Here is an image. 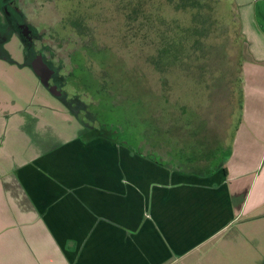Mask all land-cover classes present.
<instances>
[{
    "label": "rangeland",
    "instance_id": "374dc122",
    "mask_svg": "<svg viewBox=\"0 0 264 264\" xmlns=\"http://www.w3.org/2000/svg\"><path fill=\"white\" fill-rule=\"evenodd\" d=\"M25 1L28 19L53 34L46 42L63 72L74 76L69 91L80 95L95 119L89 134L153 141L160 155L167 142L170 158L175 145L187 143L192 155L188 144L196 137L219 132L223 146L235 136L244 141L230 154L217 148L212 159H226L230 177L240 175L232 187L264 173V60L245 55L240 0ZM12 51L17 58V48ZM1 110L8 111L0 114L1 181L15 162L85 133L28 67L2 60ZM196 151L185 167L203 166ZM247 212L218 253L220 261L226 256L222 263L238 255L250 264L264 262V204Z\"/></svg>",
    "mask_w": 264,
    "mask_h": 264
},
{
    "label": "crops",
    "instance_id": "0c3cea01",
    "mask_svg": "<svg viewBox=\"0 0 264 264\" xmlns=\"http://www.w3.org/2000/svg\"><path fill=\"white\" fill-rule=\"evenodd\" d=\"M240 4L245 55L264 60V0ZM89 130L15 162L0 179V264H229L218 253L243 215L264 204V173L232 187L240 175L212 159L244 141L223 146L218 132L188 144L192 155L183 143L168 158L170 143L160 155L153 141ZM192 150L203 166L185 167Z\"/></svg>",
    "mask_w": 264,
    "mask_h": 264
},
{
    "label": "flooded vegetation",
    "instance_id": "af4514ba",
    "mask_svg": "<svg viewBox=\"0 0 264 264\" xmlns=\"http://www.w3.org/2000/svg\"><path fill=\"white\" fill-rule=\"evenodd\" d=\"M26 2L25 0H0V60L19 67H28L40 85L65 107L86 132L93 127L95 119L92 118L87 103L80 95L74 90L69 91L68 87L71 86L69 81H72L74 76L63 72L61 59L55 55L53 45L46 42L47 34L52 37L53 34L51 32L46 34L37 24L28 19L24 5ZM13 47L19 51L17 58L12 51ZM42 60L49 69L42 71L43 80L33 71V65ZM7 112L1 110L0 114ZM1 130L5 132L4 126ZM78 135L83 134L79 132Z\"/></svg>",
    "mask_w": 264,
    "mask_h": 264
},
{
    "label": "water",
    "instance_id": "95a60500",
    "mask_svg": "<svg viewBox=\"0 0 264 264\" xmlns=\"http://www.w3.org/2000/svg\"><path fill=\"white\" fill-rule=\"evenodd\" d=\"M44 70V72L46 71V70H49L48 68H47V65L43 62V60H42V62H40V61H37V63L36 64H34L33 65V71H34V73L40 78V79H42L43 80V77H42V71Z\"/></svg>",
    "mask_w": 264,
    "mask_h": 264
},
{
    "label": "trees",
    "instance_id": "16d2710c",
    "mask_svg": "<svg viewBox=\"0 0 264 264\" xmlns=\"http://www.w3.org/2000/svg\"><path fill=\"white\" fill-rule=\"evenodd\" d=\"M101 134H105V135H108L107 133H101Z\"/></svg>",
    "mask_w": 264,
    "mask_h": 264
}]
</instances>
